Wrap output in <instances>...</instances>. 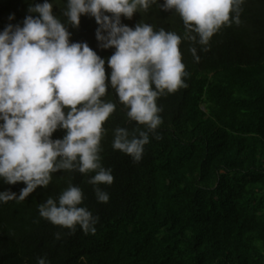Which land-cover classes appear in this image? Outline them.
<instances>
[{
	"label": "trees",
	"instance_id": "obj_1",
	"mask_svg": "<svg viewBox=\"0 0 264 264\" xmlns=\"http://www.w3.org/2000/svg\"><path fill=\"white\" fill-rule=\"evenodd\" d=\"M31 3L0 0V31L13 12L11 23L22 25ZM53 3L66 23L65 0ZM241 8V23L222 27L206 46L198 36L197 42L184 39L187 30L174 9L153 5L122 18L130 27L148 23L181 36L187 87L157 99L163 123L136 162L113 149V134L145 126L128 118L109 86L102 99L116 110L103 125L100 155L114 182L99 185L109 201H97L96 186L88 183L94 172L59 171L25 200L0 203V264H37L41 257L50 264H264V0H245ZM66 27L72 41L87 42L105 60L114 53L99 47L94 18ZM64 135L58 129L53 139ZM70 185L83 191L80 206L99 217L94 234L78 225L72 232L39 214L41 204L58 200ZM24 187L0 180V191L19 195Z\"/></svg>",
	"mask_w": 264,
	"mask_h": 264
},
{
	"label": "clouds",
	"instance_id": "obj_2",
	"mask_svg": "<svg viewBox=\"0 0 264 264\" xmlns=\"http://www.w3.org/2000/svg\"><path fill=\"white\" fill-rule=\"evenodd\" d=\"M245 0H65L66 23L78 28L82 16L95 19L96 39L102 49L114 48L105 60L87 42H74L66 23L53 12V0L29 4L20 23H9L0 31V180L10 185L23 182L19 195L0 191V203L23 201L38 187L46 188L59 171L94 172L88 183L96 186L97 201L110 196L99 185L114 182L111 168L100 155L103 125L116 105L102 99L109 86L128 108V118L144 125L132 132L114 130L112 147L142 159L144 146L162 125L159 97L187 87L186 66L179 49L181 36L148 23L130 27L122 18L147 12L153 5L181 16L189 39L206 46L224 26L239 25ZM195 33L196 35H192ZM206 50V49H205ZM196 60V49L192 48ZM111 69L106 74V65ZM62 138L53 139L58 130ZM160 139L159 135H156ZM80 187L70 185L58 200L49 197L39 214L54 225L75 232H96L98 216L82 207ZM56 233V239H61ZM37 264H50L46 257Z\"/></svg>",
	"mask_w": 264,
	"mask_h": 264
}]
</instances>
